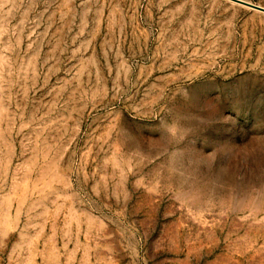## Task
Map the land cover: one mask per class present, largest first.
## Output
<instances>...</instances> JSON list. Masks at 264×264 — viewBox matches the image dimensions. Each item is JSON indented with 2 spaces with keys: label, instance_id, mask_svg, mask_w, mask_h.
Listing matches in <instances>:
<instances>
[{
  "label": "rangeland",
  "instance_id": "374dc122",
  "mask_svg": "<svg viewBox=\"0 0 264 264\" xmlns=\"http://www.w3.org/2000/svg\"><path fill=\"white\" fill-rule=\"evenodd\" d=\"M0 264H264V12L0 0Z\"/></svg>",
  "mask_w": 264,
  "mask_h": 264
},
{
  "label": "water",
  "instance_id": "95a60500",
  "mask_svg": "<svg viewBox=\"0 0 264 264\" xmlns=\"http://www.w3.org/2000/svg\"><path fill=\"white\" fill-rule=\"evenodd\" d=\"M231 1L264 12V7L263 6L254 4L252 2H249V1H246V0H231Z\"/></svg>",
  "mask_w": 264,
  "mask_h": 264
}]
</instances>
